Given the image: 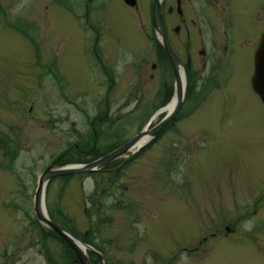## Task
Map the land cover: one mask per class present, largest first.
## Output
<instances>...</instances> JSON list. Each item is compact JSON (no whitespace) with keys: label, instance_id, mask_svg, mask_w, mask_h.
<instances>
[{"label":"rangeland","instance_id":"1","mask_svg":"<svg viewBox=\"0 0 264 264\" xmlns=\"http://www.w3.org/2000/svg\"><path fill=\"white\" fill-rule=\"evenodd\" d=\"M84 3L0 0V264H78L67 262L64 245L34 217L37 177L65 148L62 159L93 146L113 149L155 124L164 112L153 114L171 98L159 76L149 77L146 0L130 12L121 1L104 0L114 31L97 39L82 27ZM93 43L102 64L89 55ZM190 93L173 122L135 153L107 170L55 177L44 188L47 215L88 238L105 264H264V253L231 239L214 245L205 260L165 257L194 239L216 206L253 196L264 207V109L227 99L193 110ZM59 158L52 164L60 166ZM132 213L140 218L133 225ZM91 256L90 264H103Z\"/></svg>","mask_w":264,"mask_h":264},{"label":"flooded vegetation","instance_id":"2","mask_svg":"<svg viewBox=\"0 0 264 264\" xmlns=\"http://www.w3.org/2000/svg\"><path fill=\"white\" fill-rule=\"evenodd\" d=\"M90 1H97V4L93 5L89 3ZM103 1L85 0L80 15L83 20L82 27L93 39L114 31L109 25V19L103 14ZM118 1H121L130 12L132 8H136L140 0H132L131 5L127 4L126 0ZM158 1L163 37L184 73V99L190 92L194 96L193 110L206 100L221 103V100L243 99L248 106L246 101H251L252 109L258 107L263 111L264 50H259V43L264 37V0ZM146 3L147 52L154 58V62L150 63L153 71L149 73V77L153 78L155 74L159 76L161 90L166 93L170 85L168 79L171 77V83L173 80V68L153 26L152 0H146ZM89 50V55L102 64V60L100 62L102 49L93 43ZM97 72L105 74L100 67ZM110 72L115 75L113 69ZM254 114L256 113L252 115ZM217 115L224 117L220 110ZM260 123L261 137L264 141V115ZM107 169L109 168L102 170ZM260 192L264 193V188ZM252 197L245 196L243 198L245 203L240 205L216 206L213 210L215 217L204 215L202 226L197 228L196 237L180 242L177 251L175 253L172 251L165 257L182 256L192 258L194 261L205 260L211 255L214 245L217 246L229 239L241 242L243 249L253 253L256 251L262 256L264 207L262 201L252 202ZM262 197L264 198V195ZM132 201L135 203V197ZM96 208L99 209L100 206L95 205ZM136 218L140 219L136 213H132L130 224H135ZM210 218L212 220L208 222ZM202 227H205V230H201ZM85 234L87 232H84ZM85 240L89 244L88 238ZM191 243L194 246L189 248ZM91 255L95 254L88 252V257L91 258ZM166 261L170 263L169 260Z\"/></svg>","mask_w":264,"mask_h":264},{"label":"water","instance_id":"3","mask_svg":"<svg viewBox=\"0 0 264 264\" xmlns=\"http://www.w3.org/2000/svg\"><path fill=\"white\" fill-rule=\"evenodd\" d=\"M126 3L131 5L133 4V1L126 0ZM151 14H152L153 26L156 30L157 36L160 39L163 47L166 49L168 56H169V60L173 68V78L174 79H173V95L172 96H175V102L172 108L169 111L164 112V107L168 103L158 108L156 112L153 114V116L160 112H164V114L154 125H152L149 128L140 129L136 134L131 136L123 144L110 150L104 155L94 160H91L89 162H86V163H72V164H66L62 166H55L52 164L46 167L37 178L36 187L33 193V204H32L35 218L40 224L50 229L52 232L58 235L68 245V247L72 250L78 264H90L86 251H90V252L97 254L101 258L103 264H105V261H104L103 256L98 251H96L94 248H92L88 244L82 242L73 233H71L69 230H67L65 227H63L62 225H60L59 223H57L56 221H54L47 215L44 205H43V201H42L44 186L50 178L98 171L104 168L113 159L124 156L128 152L137 151L144 144V143L138 144V141L140 139L144 137L146 138V141L152 139L176 115L180 107V104L183 98V93H184V80L182 83L180 78L181 77L184 78V77L182 75V70L179 66V63H178V60L175 54L172 52L171 48L167 45V42L163 37L158 0H152ZM259 50L260 51L264 50V37L261 39L259 43ZM256 59L257 58H255V61ZM153 116H151L150 119Z\"/></svg>","mask_w":264,"mask_h":264},{"label":"trees","instance_id":"4","mask_svg":"<svg viewBox=\"0 0 264 264\" xmlns=\"http://www.w3.org/2000/svg\"><path fill=\"white\" fill-rule=\"evenodd\" d=\"M166 94V96H167V94H171V87H169L168 89H167V92L165 93ZM166 97H165V99H164V101H166ZM123 141H121V142H119L118 144H120V143H122ZM117 144V145H118ZM116 145V146H117ZM107 147H109V146H107ZM107 147H105V148H107ZM115 146H113V148H114ZM105 148H103V149H105ZM68 149L69 148H67V149H65V150H62L56 157H54V160H56L57 158H59L60 156H63L67 151H68ZM111 148H109V149H106V150H102V151H100V149H98L97 148V146L96 147H92L91 148V150H89V151H85V152H82L81 154L80 153H77V152H75V154L73 155V156H69V157H67V158H59V161H56L59 165H64V164H66V162H67V160L68 161H72V162H88V161H90V160H92V159H94V158H96L97 156H100V154L102 155V154H104L106 151H108V150H110ZM83 151V150H82ZM92 151H94V153L90 156V157H86L85 156V153H87V154H89V153H91ZM58 160V159H57ZM118 171V170H117ZM66 177V176H65ZM35 219V218H34ZM52 219L53 220H55L53 217H52ZM37 222L35 221V224H36ZM37 226H38V223L36 224ZM39 228H41V227H39ZM44 231H45V233H47V234H49V235H52V236H54L55 238H57L59 241H61V243L64 245V247L66 248V250H67V255H70L71 256V259H66L67 260V262L68 263H73V262H76L77 263V261L74 259V254H73V252L71 251V249L64 243V241L59 237V236H57L56 234H54L51 230H49V229H45V228H42ZM63 247V248H64ZM49 255V254H48ZM101 264V263H100Z\"/></svg>","mask_w":264,"mask_h":264},{"label":"bare ground","instance_id":"5","mask_svg":"<svg viewBox=\"0 0 264 264\" xmlns=\"http://www.w3.org/2000/svg\"><path fill=\"white\" fill-rule=\"evenodd\" d=\"M183 74H184V73H183ZM180 80H181V82L183 83V78H182V77L180 78ZM174 102H175V96L172 97L170 103H168V104L164 107V111H165V112L169 111V110L172 108ZM145 140H146L145 137L142 138V139H140V140L138 141V144L142 143V142L145 141Z\"/></svg>","mask_w":264,"mask_h":264}]
</instances>
